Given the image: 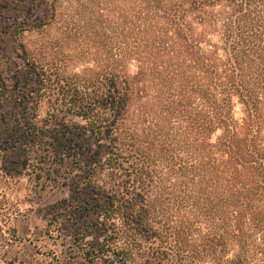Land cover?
Listing matches in <instances>:
<instances>
[{"label":"trees","instance_id":"trees-1","mask_svg":"<svg viewBox=\"0 0 264 264\" xmlns=\"http://www.w3.org/2000/svg\"><path fill=\"white\" fill-rule=\"evenodd\" d=\"M125 2L110 25H125L114 37L126 46L59 93L45 94L44 47L25 55L34 87L0 65V177L47 157L88 167L71 198L76 216H96L100 243L82 226L72 238L89 264H264V0ZM48 8L34 30L56 20ZM9 205L0 188V230Z\"/></svg>","mask_w":264,"mask_h":264},{"label":"rangeland","instance_id":"rangeland-1","mask_svg":"<svg viewBox=\"0 0 264 264\" xmlns=\"http://www.w3.org/2000/svg\"><path fill=\"white\" fill-rule=\"evenodd\" d=\"M33 1L18 0L13 8L0 4V65L14 72L21 84L29 81V86H35L25 55L37 54L38 47L45 50L40 59L54 68L55 83L45 90V94L52 95L60 92L58 81L67 84L75 76L89 77V71L98 70L102 54L101 61H107V52L127 44L114 37L116 29L124 32L125 25H110L114 15L123 14L126 0ZM53 2L57 7L56 20H51L43 31L34 30V24L50 19L48 6ZM17 82L11 85L17 87ZM54 108H61L59 115L68 126L85 125L58 104ZM50 112L51 105L42 102L36 110L38 120L46 124ZM236 112L239 116V107ZM87 136L92 145L91 136ZM53 159L42 158L43 163L31 159L19 178L5 181L0 177V188L10 203L11 214L8 227L0 230V264H89L72 249V238L81 226L87 228L85 238L92 246L101 242L98 232L90 227L96 216L91 212L76 216L72 206L76 184L88 173V167L68 161L67 168H59ZM56 214L57 223H51Z\"/></svg>","mask_w":264,"mask_h":264}]
</instances>
